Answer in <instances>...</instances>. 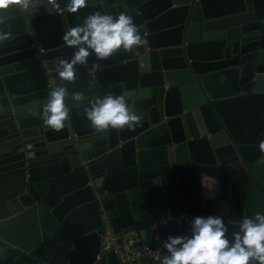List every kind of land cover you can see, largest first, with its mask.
Segmentation results:
<instances>
[{
    "label": "water",
    "instance_id": "obj_1",
    "mask_svg": "<svg viewBox=\"0 0 264 264\" xmlns=\"http://www.w3.org/2000/svg\"><path fill=\"white\" fill-rule=\"evenodd\" d=\"M97 11L127 12L148 44L90 56L62 81L63 37ZM0 33V264H119L101 253L103 218L118 243L161 224L162 256L196 216L223 217L231 238L264 213V0L12 4ZM56 84L70 109L60 130L40 115ZM105 94L124 95L140 126L97 132L85 109Z\"/></svg>",
    "mask_w": 264,
    "mask_h": 264
},
{
    "label": "clouds",
    "instance_id": "obj_2",
    "mask_svg": "<svg viewBox=\"0 0 264 264\" xmlns=\"http://www.w3.org/2000/svg\"><path fill=\"white\" fill-rule=\"evenodd\" d=\"M45 0H0V10L18 4L25 11L35 10ZM57 12L75 13L88 6L89 0H48ZM3 34L0 33V37ZM73 49L69 59H60L56 75L65 82L75 80L77 66L88 63L90 56L98 60L111 57L118 51L133 52L144 48L148 40L127 12L114 15L97 11L86 16L81 24L71 27L63 37ZM68 89L56 84L48 94L41 110V118L52 129L60 130L69 119L66 102ZM77 102L85 101L83 92L74 94ZM85 117L97 132L106 130H135L142 116L128 103L124 95L105 94L85 109ZM191 235L169 236L163 243L165 250L155 259L160 264H264V213L244 216L238 231L229 238L228 225L218 215L196 216L191 222Z\"/></svg>",
    "mask_w": 264,
    "mask_h": 264
},
{
    "label": "built area",
    "instance_id": "obj_3",
    "mask_svg": "<svg viewBox=\"0 0 264 264\" xmlns=\"http://www.w3.org/2000/svg\"><path fill=\"white\" fill-rule=\"evenodd\" d=\"M160 227L161 224L153 223L145 228L143 235L130 232L122 235L121 243H118V236L113 232L106 218H103L101 253L113 251L119 264H143L162 252Z\"/></svg>",
    "mask_w": 264,
    "mask_h": 264
},
{
    "label": "rangeland",
    "instance_id": "obj_4",
    "mask_svg": "<svg viewBox=\"0 0 264 264\" xmlns=\"http://www.w3.org/2000/svg\"><path fill=\"white\" fill-rule=\"evenodd\" d=\"M144 238V237H143Z\"/></svg>",
    "mask_w": 264,
    "mask_h": 264
}]
</instances>
